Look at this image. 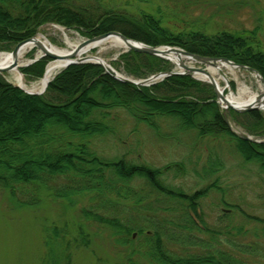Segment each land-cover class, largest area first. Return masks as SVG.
I'll list each match as a JSON object with an SVG mask.
<instances>
[{
	"label": "trees",
	"instance_id": "obj_1",
	"mask_svg": "<svg viewBox=\"0 0 264 264\" xmlns=\"http://www.w3.org/2000/svg\"><path fill=\"white\" fill-rule=\"evenodd\" d=\"M208 20L169 21L144 9L134 15L112 0H0V52L54 24L84 38L115 31L151 46L225 58L264 78L261 17L251 29H214ZM49 61L22 67L24 79H41ZM112 66L136 80L172 69L166 60L133 51ZM129 123V135L138 126L155 133L193 131L264 174V141L242 140L230 129L233 124L264 139V112H225L212 86L190 75L136 86L100 65L75 64L41 95L27 94L0 75V193L15 209L36 208L46 196L78 211L71 223L41 224L37 264H76L82 253L96 257L95 264H264V219L222 200L231 210L208 223L202 202L219 189L217 177L187 192L168 179L186 172L183 162L154 167L96 150L104 138L121 141L115 128ZM215 158H208L202 175L195 172L202 182L224 169ZM237 216L254 223L253 229L235 225ZM101 242L115 250L112 262L94 255L92 245Z\"/></svg>",
	"mask_w": 264,
	"mask_h": 264
},
{
	"label": "rangeland",
	"instance_id": "obj_2",
	"mask_svg": "<svg viewBox=\"0 0 264 264\" xmlns=\"http://www.w3.org/2000/svg\"><path fill=\"white\" fill-rule=\"evenodd\" d=\"M112 1L134 15L139 10L144 9L148 12L158 11L169 21L189 22L195 19L200 21L211 19V27L214 29L218 27L251 29L257 24L256 19L261 17L259 39L264 42V13L260 15L262 11L264 12V0ZM228 10L230 11L229 14L224 13ZM37 36L43 42L60 50H68L70 45L86 39L75 30L65 29L54 24L41 27L35 37ZM4 52L10 51H1L0 53ZM39 52V49L35 47L24 54V63L21 66L32 61ZM121 54H123V49L114 48L109 43H105L92 49L85 56L98 57L105 62L106 66L126 76L121 67L113 68L112 66V63L116 62ZM187 63L193 67L207 69L224 88V96L230 91L237 96L241 85L248 89V94L244 95L243 98H247L251 94L259 95L264 90V86L245 70L237 69L231 73L229 69L221 67L223 77L218 72L212 71L213 68L210 66L194 62ZM217 65L221 66L220 64ZM174 68L172 64V69ZM3 77L9 83L17 85L10 78L9 72L4 73ZM23 81L35 92L40 90L39 82L41 79L26 81L23 77ZM131 126L130 123L116 126L115 133L121 141L115 142V138H104L102 142L96 143V150L105 157L123 155L135 162H143L154 167H161L170 162H183L186 172L176 179H172V175L169 174L168 179L171 180L172 184L180 186L187 192H192L217 177L219 189L210 192L209 196L202 202V209L210 225L216 223V217L222 212L231 210L222 204V200L230 205H237L239 209L251 216L264 219V174H261L256 166L244 163L239 155L224 145L221 153L219 149L221 145L218 142L213 143L209 139L206 141L198 139L193 131L179 132L171 129V131L166 132L161 128L159 133H155L144 126H138L136 131L129 135L127 130ZM230 127L234 132H241L233 124ZM209 157L211 161L216 160L215 157L218 158L217 160L223 161L224 169L210 177L208 181L202 182L203 180L196 177V174L202 175L201 168L206 165ZM40 204L36 208L15 209L9 205L7 198L0 193V264H37L43 252L41 224L56 223L62 225L67 221L71 223L76 220V215H78V211L74 212L63 203L52 202V199L46 196L43 197ZM234 221L235 225H240L243 229H253L254 223L246 222L240 216L234 218ZM261 238L264 239L263 236ZM92 246L95 251L94 255L112 262L111 256L115 250L107 242L105 244L102 242L94 243ZM95 258L93 255L82 253L75 263L95 264Z\"/></svg>",
	"mask_w": 264,
	"mask_h": 264
},
{
	"label": "water",
	"instance_id": "obj_3",
	"mask_svg": "<svg viewBox=\"0 0 264 264\" xmlns=\"http://www.w3.org/2000/svg\"><path fill=\"white\" fill-rule=\"evenodd\" d=\"M113 38L122 42L124 46L123 52L133 51L137 53L154 56V57L171 62L172 64H174L175 68L171 71L160 72V73L154 74L143 80H133L129 77H126L116 72L109 66H106L105 62H103V60H101L98 57L81 55L83 48L86 47L87 45L94 43V42H101V41H104L107 39H113ZM30 42L35 44V46L39 49L40 54L37 55L34 60L28 62L24 66H27L28 64H31L40 58H48L51 60V62L58 61V62L63 63L60 68V71L68 68L71 65H75V64L93 63V64L100 65L105 69H109L113 77L116 80L123 82V83L133 84L136 86H150L170 76L190 75L196 78L197 80H201L212 86L216 99H217V103L221 104L225 112H228L229 110H233L235 112L244 113V112H249V111H254V110H264V92L260 93L259 95H256V99H255L256 104H247L243 106L231 105L230 103L227 102L222 92L219 91V88L216 84L214 77L211 75V73L207 69L190 66L187 62H194V63L202 64L205 66H210L212 68H217L218 66L217 64H220V65L231 66L239 70H245L247 72L252 73L254 78L258 80L264 86V78H262L261 75L256 70H253L241 64H236L225 58L204 57V56H200L197 54H193L179 47L147 45L145 43H142V42H139L133 39H129L125 37L124 35H122L121 33L115 32V31L109 32L107 34L99 35V36H96L90 39H85L84 41L79 43L71 52H69L68 54H64V55H57V54H54L48 51L39 41L36 40V37L33 36L15 45V47L11 51L13 62L8 66L0 67V75H2L3 73H8L14 69H18L19 73L22 76L20 68L23 66L17 65V62H16L17 53L22 46ZM60 71H58L52 77V79ZM45 73H46V69L44 71L43 77ZM218 73L224 77L221 70L218 69ZM51 80H49L45 84V86L37 92H35L33 89H30V88L28 90L24 89L23 87L19 85H17V87L27 94L40 95L45 92ZM237 136L242 140L251 141L255 143H260L264 141V140L260 141V140L253 139L250 136H247L243 133H237Z\"/></svg>",
	"mask_w": 264,
	"mask_h": 264
},
{
	"label": "bare ground",
	"instance_id": "obj_4",
	"mask_svg": "<svg viewBox=\"0 0 264 264\" xmlns=\"http://www.w3.org/2000/svg\"><path fill=\"white\" fill-rule=\"evenodd\" d=\"M36 40L39 41L48 51L57 54V55H64V54H68L69 52H71L79 43L74 44V45H70V48L68 50H60L57 49L56 47L47 44L46 42H43L41 40V38L39 36L36 37ZM105 43H109L112 47L114 48H118V49H124V46L122 44L121 41L117 40V39H107L101 42H94L91 43L89 45H87L86 47L83 48L81 55L85 56L87 55L92 49H95L97 47H100L101 45L105 44ZM35 44L30 42L27 43L26 45L22 46L18 53H17V58H16V62L18 66H21L24 62H23V57L24 54H26L27 52L33 50L35 48ZM40 54V52H39ZM13 62V57L11 52H4V53H0V67H5L10 65ZM63 63L55 61V62H50L47 65V69H46V73L44 75V77L41 79V81L39 82V86L40 89H42L45 84L52 79V77L60 70L61 66ZM221 67L227 68L229 69V71L231 73H233L234 71H236L237 69L231 66H227V65H221V66H217V68H213L212 71L214 72H218V69L221 70ZM10 73V78L19 86L23 87L24 89H29V87L25 84V82L23 81V77L21 76V74L19 73L18 69H14L12 71L9 72ZM216 84L219 88V91L222 92V94H224V88L220 86V83L217 79H215ZM224 81H226V79L224 78ZM264 92V90H263ZM248 94V89L244 86L241 85L238 89V95L235 96L234 93H232L231 91L225 96V99L227 100L228 103H230L231 105L234 106H243V105H247V104H256L255 99H256V94H251L249 96H247V98H243L244 95Z\"/></svg>",
	"mask_w": 264,
	"mask_h": 264
}]
</instances>
